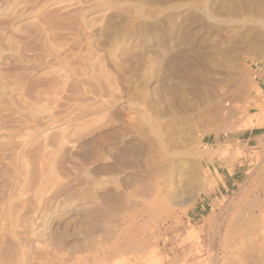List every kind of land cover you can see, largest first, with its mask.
Instances as JSON below:
<instances>
[{
  "label": "rangeland",
  "instance_id": "obj_1",
  "mask_svg": "<svg viewBox=\"0 0 264 264\" xmlns=\"http://www.w3.org/2000/svg\"><path fill=\"white\" fill-rule=\"evenodd\" d=\"M261 69L264 0H0V264H264Z\"/></svg>",
  "mask_w": 264,
  "mask_h": 264
},
{
  "label": "crops",
  "instance_id": "obj_2",
  "mask_svg": "<svg viewBox=\"0 0 264 264\" xmlns=\"http://www.w3.org/2000/svg\"><path fill=\"white\" fill-rule=\"evenodd\" d=\"M257 76V83L259 86H264V69H261ZM257 131L258 129L245 131L240 135L241 141H245L247 143L251 140H254L257 137Z\"/></svg>",
  "mask_w": 264,
  "mask_h": 264
},
{
  "label": "bare ground",
  "instance_id": "obj_3",
  "mask_svg": "<svg viewBox=\"0 0 264 264\" xmlns=\"http://www.w3.org/2000/svg\"><path fill=\"white\" fill-rule=\"evenodd\" d=\"M239 108V107H238ZM231 109V108H230ZM250 126V125H249ZM210 154V153H209ZM156 174V173H155ZM140 192V191H139ZM143 196V195H142ZM130 204V203H129ZM135 207V206H134ZM136 208V207H135ZM252 233V232H251ZM252 236V235H251ZM263 236V235H262ZM250 238V237H249ZM247 239V238H246ZM239 241V240H238ZM226 242V241H225ZM257 244V243H256ZM242 245V244H241ZM240 245V246H241ZM244 245V244H243ZM257 247V246H256ZM258 248V247H257ZM190 249H191V247H190ZM198 249V248H197ZM250 250V249H249ZM258 250V249H257ZM238 251V250H237ZM188 253V252H187ZM235 253V252H234ZM248 254V253H247ZM252 260V259H251ZM250 262V261H249ZM252 262V261H251ZM257 262V261H256ZM246 263V262H245Z\"/></svg>",
  "mask_w": 264,
  "mask_h": 264
}]
</instances>
